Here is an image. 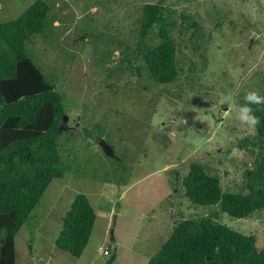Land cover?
<instances>
[{"label":"rangeland","instance_id":"1","mask_svg":"<svg viewBox=\"0 0 264 264\" xmlns=\"http://www.w3.org/2000/svg\"><path fill=\"white\" fill-rule=\"evenodd\" d=\"M34 1L0 0V22L18 17ZM45 1L49 23L56 19L28 41L27 50L63 96L68 121L61 126L59 150L73 151L70 164L73 159L81 170L51 181L15 235V264H146L181 219L180 202L195 214L217 211V222L255 234L256 244L264 247V208L231 217L218 204L191 203L179 180L191 162L200 161L220 177L223 191L240 190L253 156L237 143L255 131L238 119L242 105L236 95L264 91V0ZM157 1L193 14L205 33L197 49L189 33L174 29L180 72L170 84L148 78L135 52V28L128 23L139 18L145 2ZM152 33L146 41L153 44L159 38ZM106 67L112 68L116 94L106 87ZM85 126L96 137L105 129L115 142L123 141V151L134 159L130 175L118 183L106 179L114 170L99 140L113 141L106 133L98 142L84 137ZM77 193H84L96 212L80 257L55 245Z\"/></svg>","mask_w":264,"mask_h":264},{"label":"trees","instance_id":"2","mask_svg":"<svg viewBox=\"0 0 264 264\" xmlns=\"http://www.w3.org/2000/svg\"><path fill=\"white\" fill-rule=\"evenodd\" d=\"M49 12L45 0H35L18 17L0 22V264L16 263L15 235L39 205L51 181L81 170L73 159V166L70 164L69 158L76 155L73 151L62 155L59 150L58 139L65 135L61 129L66 115L63 96L27 50L33 36L41 35L47 25L53 26L56 18L49 23ZM128 23L136 29L135 52L142 58V68L148 78L158 84H170L179 77L174 29L189 33L197 49L205 38L193 14L161 1L145 2L139 18ZM151 33L159 38L153 44L146 41ZM122 60L128 61L131 67V61L125 56ZM103 70L104 80L110 81L105 83L106 87L116 94L115 83L109 79L112 68ZM137 74H141V69H137ZM246 94L241 91L236 95L242 106L246 104ZM259 95L264 96V91ZM248 106L260 119V124L254 128V137L242 138L237 143L253 156L250 166L244 167L240 190L223 191L220 177L208 171L200 161L191 162L188 172L179 179L183 197L191 203L218 204L220 211L235 218L248 217L264 208V104ZM94 131L89 126L81 129L84 137L93 136L96 142L105 133L106 138L113 141L114 144L107 142L113 155L106 156L112 160L114 173L106 179L118 183L117 179L130 175L134 159L123 151L121 139L115 142L105 129L99 130L96 137ZM69 132L74 135L73 131ZM178 208L183 210L178 212L181 219L146 264H264V247L256 244L255 234H244L217 222V211L205 215L191 213L192 206L183 202L178 203ZM188 209L191 215L185 217L183 213ZM95 219L96 212L88 197L77 193L62 217L56 247L80 257ZM114 260L112 254L107 262Z\"/></svg>","mask_w":264,"mask_h":264},{"label":"clouds","instance_id":"3","mask_svg":"<svg viewBox=\"0 0 264 264\" xmlns=\"http://www.w3.org/2000/svg\"><path fill=\"white\" fill-rule=\"evenodd\" d=\"M245 101L246 104L244 106H240L239 108L236 109L238 113V119L243 125H246L247 127L250 128H255L257 125L260 124V119L253 114L252 108L249 107L248 105L264 104V96L259 95L257 91H251L246 94ZM66 120H68V118ZM105 250L107 251V254L106 255L103 254V255L107 256L109 253L107 249H104V251Z\"/></svg>","mask_w":264,"mask_h":264},{"label":"water","instance_id":"4","mask_svg":"<svg viewBox=\"0 0 264 264\" xmlns=\"http://www.w3.org/2000/svg\"><path fill=\"white\" fill-rule=\"evenodd\" d=\"M66 119H67V117L64 115L63 116V122H66ZM99 145L103 149L105 155H107V156H112L113 155L112 147L107 142H105L104 139H100L99 140Z\"/></svg>","mask_w":264,"mask_h":264},{"label":"built area","instance_id":"5","mask_svg":"<svg viewBox=\"0 0 264 264\" xmlns=\"http://www.w3.org/2000/svg\"><path fill=\"white\" fill-rule=\"evenodd\" d=\"M103 254L106 255V254H107V251L105 250V251L103 252Z\"/></svg>","mask_w":264,"mask_h":264}]
</instances>
